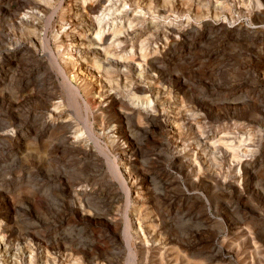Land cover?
<instances>
[{"label": "rangeland", "instance_id": "obj_1", "mask_svg": "<svg viewBox=\"0 0 264 264\" xmlns=\"http://www.w3.org/2000/svg\"><path fill=\"white\" fill-rule=\"evenodd\" d=\"M0 264H264V0H0Z\"/></svg>", "mask_w": 264, "mask_h": 264}, {"label": "bare ground", "instance_id": "obj_2", "mask_svg": "<svg viewBox=\"0 0 264 264\" xmlns=\"http://www.w3.org/2000/svg\"><path fill=\"white\" fill-rule=\"evenodd\" d=\"M102 40V39H101ZM52 61V60H51ZM57 62V61H56ZM60 75V74H59ZM67 76V75H66ZM64 77V76H63ZM62 77V78H63ZM69 80V79H68ZM68 83H70L69 81H68ZM67 86V85H66ZM66 89H67V87H66ZM74 93H75V96H78L79 95V93L77 92V90L76 91H74ZM78 99V98H77ZM78 101V100H77ZM78 103V102H77ZM81 103V102H80ZM81 106V105H80ZM80 106H79V108H80ZM89 106V105H88ZM82 109V108H81ZM80 110V109H79ZM84 110V109H83ZM84 118H86L85 116H84Z\"/></svg>", "mask_w": 264, "mask_h": 264}]
</instances>
